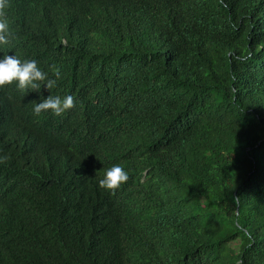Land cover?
Listing matches in <instances>:
<instances>
[{"label": "trees", "instance_id": "1", "mask_svg": "<svg viewBox=\"0 0 264 264\" xmlns=\"http://www.w3.org/2000/svg\"><path fill=\"white\" fill-rule=\"evenodd\" d=\"M6 14L0 59L62 79L11 88L0 264H264V0H9ZM49 95L102 124L101 159L56 154L52 112L33 113ZM114 165L123 227L95 213L116 198L99 186Z\"/></svg>", "mask_w": 264, "mask_h": 264}, {"label": "clouds", "instance_id": "2", "mask_svg": "<svg viewBox=\"0 0 264 264\" xmlns=\"http://www.w3.org/2000/svg\"><path fill=\"white\" fill-rule=\"evenodd\" d=\"M8 7L9 0H0V45L8 44L9 36L12 34L6 14ZM50 67L55 79L49 78L48 74L38 67L34 59L21 61L15 55H4L0 59V124L9 123L21 116L18 105L16 106L15 101L12 100V95L14 96L12 87L20 91L29 89L39 91L41 85H45L50 91L56 87L57 81L62 79L61 72L56 65ZM74 107L75 98L72 95H66L63 98L58 95H49L42 102L34 103L33 113L39 116L42 112L49 110L52 112L48 129L51 134L60 138L59 146L53 149L57 155H76L82 163L84 159L91 164L102 158L94 152V149L97 137L103 132V126L84 109L74 112ZM70 114H72V122L79 128L77 133L66 124L65 118ZM7 159V156L0 157V163ZM82 174L83 172L71 174L66 177L68 178L66 180L76 179ZM128 179V172L120 165H114L107 169L104 177L99 180V186L109 194L114 193L112 196L116 198L113 200L97 199L95 213L114 227H123L133 221L130 199L118 196L119 192L115 193Z\"/></svg>", "mask_w": 264, "mask_h": 264}]
</instances>
